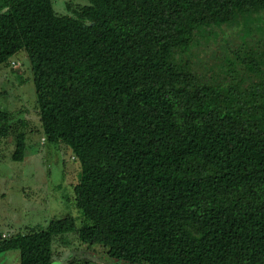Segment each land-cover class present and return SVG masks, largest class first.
Listing matches in <instances>:
<instances>
[{
	"label": "trees",
	"instance_id": "1",
	"mask_svg": "<svg viewBox=\"0 0 264 264\" xmlns=\"http://www.w3.org/2000/svg\"><path fill=\"white\" fill-rule=\"evenodd\" d=\"M0 0V65L29 60L44 139L78 163L71 217L0 239L52 264L76 232L130 264H264V77L198 79L185 58L214 28L264 18V0ZM263 73L264 52L247 64ZM257 76H262L261 74ZM12 130L0 109V140ZM24 137L15 134L11 159Z\"/></svg>",
	"mask_w": 264,
	"mask_h": 264
},
{
	"label": "rangeland",
	"instance_id": "2",
	"mask_svg": "<svg viewBox=\"0 0 264 264\" xmlns=\"http://www.w3.org/2000/svg\"><path fill=\"white\" fill-rule=\"evenodd\" d=\"M58 15L74 17V11L88 0H50ZM241 26L214 28L201 37L185 56L191 70L203 81L230 80L242 85L257 81L263 73L249 71L241 60L251 63L264 52V18ZM261 74L262 76H257ZM0 109L7 111L12 130L0 140V239L16 232L45 227L54 218L71 217L76 226L81 216L74 205L73 185L79 166L63 144L48 143L42 134L29 60L19 52L0 65ZM24 137L20 161L11 159L15 134ZM19 252L0 253V264H18ZM52 264H130L106 256L105 248L83 243L76 232L55 236Z\"/></svg>",
	"mask_w": 264,
	"mask_h": 264
}]
</instances>
